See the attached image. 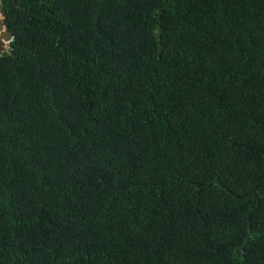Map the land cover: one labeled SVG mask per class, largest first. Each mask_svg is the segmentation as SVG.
I'll list each match as a JSON object with an SVG mask.
<instances>
[{
	"label": "trees",
	"instance_id": "1",
	"mask_svg": "<svg viewBox=\"0 0 264 264\" xmlns=\"http://www.w3.org/2000/svg\"><path fill=\"white\" fill-rule=\"evenodd\" d=\"M0 10V264H264V0Z\"/></svg>",
	"mask_w": 264,
	"mask_h": 264
},
{
	"label": "water",
	"instance_id": "2",
	"mask_svg": "<svg viewBox=\"0 0 264 264\" xmlns=\"http://www.w3.org/2000/svg\"><path fill=\"white\" fill-rule=\"evenodd\" d=\"M0 32H1V36H0V55H1L10 48V44L13 40V35L7 29V26L5 24V18L1 10H0Z\"/></svg>",
	"mask_w": 264,
	"mask_h": 264
},
{
	"label": "bare ground",
	"instance_id": "3",
	"mask_svg": "<svg viewBox=\"0 0 264 264\" xmlns=\"http://www.w3.org/2000/svg\"><path fill=\"white\" fill-rule=\"evenodd\" d=\"M0 34H1V32H0Z\"/></svg>",
	"mask_w": 264,
	"mask_h": 264
},
{
	"label": "rangeland",
	"instance_id": "4",
	"mask_svg": "<svg viewBox=\"0 0 264 264\" xmlns=\"http://www.w3.org/2000/svg\"><path fill=\"white\" fill-rule=\"evenodd\" d=\"M0 36H1V34H0Z\"/></svg>",
	"mask_w": 264,
	"mask_h": 264
}]
</instances>
